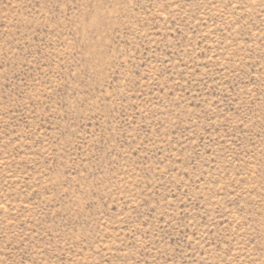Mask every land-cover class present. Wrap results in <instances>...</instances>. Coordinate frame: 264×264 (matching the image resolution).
I'll list each match as a JSON object with an SVG mask.
<instances>
[{
	"label": "rangeland",
	"instance_id": "obj_1",
	"mask_svg": "<svg viewBox=\"0 0 264 264\" xmlns=\"http://www.w3.org/2000/svg\"><path fill=\"white\" fill-rule=\"evenodd\" d=\"M0 264H264V0H0Z\"/></svg>",
	"mask_w": 264,
	"mask_h": 264
}]
</instances>
